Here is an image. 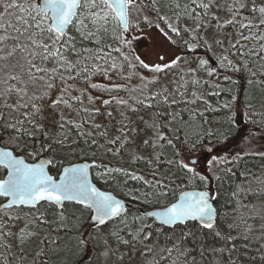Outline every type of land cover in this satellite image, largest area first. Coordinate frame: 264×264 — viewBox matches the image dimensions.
<instances>
[{
  "label": "trees",
  "instance_id": "obj_1",
  "mask_svg": "<svg viewBox=\"0 0 264 264\" xmlns=\"http://www.w3.org/2000/svg\"><path fill=\"white\" fill-rule=\"evenodd\" d=\"M195 1L135 0L130 7L131 14L128 8L129 19L131 15L140 26L157 25L182 51L177 61L170 65L169 74L171 71L180 75L187 69L195 68L201 57L208 55L210 51V45L199 30L206 19V12L203 9L198 10L199 7L192 9L191 4ZM25 3L26 0H22L21 4ZM229 8L232 18L228 34L230 36L231 32H235L238 36L228 50H225L228 54L232 53L231 60L225 61L221 66L220 70L224 74L214 80V86L209 93L203 91L202 94L189 95L183 90V95L179 93L178 96H173L163 92L161 89L166 88L160 86L151 97H143L138 90H134L138 91L134 105L140 106L139 110H143L146 117L151 118L145 123L148 127L150 124V127L144 135L157 138L155 152L150 149L146 155L128 157L122 156L119 151H110L109 132L88 121V110L81 98L75 100L70 95L66 97L69 103L82 106V122L69 121V126H75L70 129V139L61 127L64 124L62 121L57 120L59 127L56 130L54 125H48L50 119L58 116L53 114L48 119L43 113H46L43 110L45 105L40 102L27 101L29 105L35 103L39 108V113L34 118L33 108L20 106L26 103L21 97L20 101H15L12 105H0V138L4 141L17 144L29 156L45 153L52 155L58 164L55 165L56 169L65 163L83 159L99 160V166L94 168V180L101 187L115 191L135 205L126 214L113 219L102 228L88 227L90 209L77 203L71 204L72 206L67 204V207L72 208L70 213L65 208L61 210L54 203L46 202L41 207L43 209L38 208L39 205L6 208L4 213H11L14 219L36 214L38 209L42 213L49 212L48 216L52 217L63 211L65 215L63 220L59 218L56 223V226L62 225V230L49 232L46 230L49 226L41 224V231H33L35 233L26 239H30V242H20L13 234L5 231L2 240L0 238V251L3 253L0 254V264H47L55 254L50 251L52 246L58 250L56 253L61 258L59 263L54 264H76L77 258L88 247L87 243L83 246L77 245L78 239H83L82 233L84 239L90 235L93 247L91 258L82 264H107L111 260L110 254L113 253L104 237L118 243L120 237L130 236L131 233L134 235L138 226L133 220L136 217L141 218L140 208L150 209L170 203L186 187H207L214 191V202L218 209L214 230L205 229L194 221L174 227L148 224L141 237L146 243L151 241L149 255L152 256H148L151 262L264 264V149L245 152L253 146L260 149V145L264 143V104L258 103L257 86H249L255 76L252 71L256 66L257 85L264 80V14L259 11L264 8V0H232ZM87 17L88 12L85 10L80 14L83 23L73 21L75 27L69 25L63 41L53 44L52 40H48L51 45L49 51L54 52L57 48L60 50L54 58L59 63L62 58L66 61L63 75L70 78L79 72L80 76H92L107 67L121 68V71L126 72L128 58L121 54L125 49L122 47L121 38L124 34L122 29L120 34L116 33L115 14L110 10L107 21L95 23ZM190 25L196 29L191 30ZM172 28L179 29V35L172 32ZM45 34V38L49 39V35ZM147 38V35H143L136 45L144 48ZM38 50L42 52L41 48ZM208 76L209 74L206 79ZM118 89L122 94L123 91L133 90V87L126 82ZM178 90L181 92V83ZM251 101H257V105H252ZM249 105L257 108V117L246 119V124L243 125L245 127H240L235 120V112L244 111ZM115 107L137 113L135 125L138 129L145 126L137 120L142 118L139 113L129 110L127 104L124 107ZM91 119L94 120L93 117ZM248 125L250 129H246ZM17 128H22L23 131L17 132ZM96 131L99 133L96 134ZM254 132L259 134L257 137L261 141L257 140L259 142L250 148H241L238 145L235 150L239 142H251L250 135L245 134ZM211 145L220 149L226 146L231 148L225 154L224 150L223 156H218L212 182L206 175L186 164L181 151L184 147L192 149ZM185 164L188 165L187 168L183 166ZM1 211L3 210L0 209ZM139 225L141 227L142 223ZM216 232L220 233L219 237ZM228 235L233 239L226 241L225 237ZM165 242L168 243L163 245ZM124 244L123 241L118 243Z\"/></svg>",
  "mask_w": 264,
  "mask_h": 264
},
{
  "label": "rangeland",
  "instance_id": "obj_2",
  "mask_svg": "<svg viewBox=\"0 0 264 264\" xmlns=\"http://www.w3.org/2000/svg\"><path fill=\"white\" fill-rule=\"evenodd\" d=\"M231 1L232 0H224L223 2L220 0H196L191 4L192 9L199 7L198 10L203 9L206 12V19L199 30L201 36L210 45V51L208 55L201 57L195 68L187 69L184 74L180 73V75L171 71L169 74L168 69L170 65L177 61L178 57L182 54V51L175 45V43L171 42L173 40L171 38L169 39L168 35L166 37L165 32L157 25L140 26L131 15L128 30L127 32L122 30L124 36H121L123 42L122 47L125 48L122 50L121 54L128 58L129 63L126 72L121 71V68L107 67L101 69L97 74L92 76H80L78 72L76 76L67 78L62 73L65 71L63 66L66 61L62 58L59 63L58 60L54 58V55H49V58L46 61L43 60L42 55L39 54L43 53V49L42 52H40L38 48L34 49L31 43L26 40V37L29 34L28 32H25V35L22 36L19 41L11 38L0 41V94H2L0 95V105H12L15 101H20L19 98L22 96L26 103L31 100L35 103L40 102L45 105V109L43 110H45L46 113H43L45 116L47 115L48 119H50V115L53 114L54 116H58L54 117L56 119H50L48 125H54V129L56 130L59 127L58 124H56L57 120L58 122L62 121L66 127L64 124H61V127L64 128V133L69 136L68 139H70V129L75 128V126H69V121L82 122L81 119L83 117L80 113L82 106L69 103L66 97L70 95L71 99L75 100L81 98L85 109L88 110L86 113L88 121L96 127H101V129L105 128V132H109L111 138L108 137V140H111V142L108 146L109 149H112L110 151L116 150L119 151L122 156L128 157L146 155L150 152V149L151 152H155L158 143L157 138L144 135L145 131H148L150 127V124L148 127L145 123L151 118L146 117L147 114L143 110H139L141 109L140 106L134 105V101L137 97L136 93L139 91L143 97H151L152 93H154L160 86L166 88L161 89L163 92H168L173 96H178L179 93L183 95V90L189 95L192 93L202 94L203 91L209 93L211 90V81L207 82L208 78L206 79V77L207 74H209V71L207 70H210V57L214 56L223 61L224 55L222 52L228 50L231 43L234 42L233 40L238 36L235 32H231L230 36L228 34L231 29L230 19L232 18V11L229 8ZM21 2L22 0H0V24L5 26L4 28H0V36L10 37L18 35V33L14 32L13 28L8 25L20 28L21 31L24 30V25L19 22V17L21 15L26 16V14L21 13L18 8L9 9L7 11H5L4 8L5 3L21 4ZM204 4L209 5V7L203 8L202 5ZM108 11L110 12V10ZM129 13L131 14L130 8ZM116 23V33L120 34L122 28L117 19ZM190 24H192V22H190ZM190 29L195 30L196 28L190 25ZM29 31L32 33L33 39H35L38 44L43 43L49 45L48 40L51 39H46V34L38 35L35 29ZM143 35H147L149 38H147L146 46L144 48H139L136 43ZM262 36L264 37V28ZM25 43L28 45L27 50L17 46L18 44ZM30 51H35L38 54L34 57H30L28 54ZM49 52L51 53V51ZM29 60H31L37 67L43 68L45 71L36 72L35 69L29 71ZM141 61L148 64L149 67H143ZM155 65H160L162 70L154 71L153 66ZM13 76L16 77V79H11ZM126 82H128L129 86L133 87V90H126L121 94L118 87ZM180 83L181 92L178 90ZM49 84H51L52 87H48ZM93 85H95V87ZM263 85L264 80L262 84L259 86L257 85V100L258 103L262 102L264 104ZM9 89H12V91H9ZM21 89L26 90V95L24 92L19 91ZM134 90L138 91L135 92ZM37 97H39V99H36ZM57 100H61L62 102L53 106V101ZM125 104L129 106V110H136V112L139 113L142 118L137 120L139 123L145 124V126H141V128L138 129L135 125L136 115H138L137 113L124 111L123 109L115 107H124ZM251 104L257 105V101L256 103L251 101ZM256 111L257 108L255 109L254 106L248 107V109L245 107L244 113L246 114V118L251 120L252 118H256ZM89 115H91V117ZM149 115L151 116V114ZM92 117L94 120L91 119ZM243 124L240 125V127H245ZM246 129H250L249 125L246 126ZM257 132L245 134L250 135L249 141L251 142L241 141L236 145L235 150L238 149V145L241 148H250L255 143L257 144V142H259L257 140H260L257 137V135H259ZM98 133L99 131H96V134ZM262 139H264V136ZM0 141V145L3 146L6 145L12 148L17 146V144L8 143L2 138H0ZM112 141H115V143H112ZM145 141H147V143H145ZM262 149H264V143L260 145V149H257V146L256 148L253 146L251 150H245V152H257V150ZM224 150L225 154L227 151H231V148L229 149L228 146H226L220 149L211 145L192 149L184 147L181 151L182 159L185 163L206 175L210 182H212L213 176L216 172L215 169L218 163V156H223ZM47 154L48 153H45V156L50 158ZM41 156L42 155L37 156V159L34 162L39 161ZM190 157H196L197 161L191 162L189 160ZM207 166V169L203 168ZM68 204L71 205L74 203L70 201ZM77 205L79 204L77 203ZM65 209L70 213L72 208L70 209V206H66ZM4 211L6 210L0 212L1 240L4 237V232L8 231L14 235V238L23 242L24 240H21V236H25L26 239H28L29 233L32 232L31 234H34L36 231H41V224H47L49 229L46 230L49 232H51V230L60 231L63 229L62 225L56 226L57 220L60 218L58 213H55V216L52 217L48 216L49 212L45 211L42 213L41 210L38 209L36 214L30 216L23 215L14 219L11 213H4ZM64 215L65 213L63 211V216ZM141 217L142 218H137L134 221L136 223L135 225L138 226L136 230L137 233L134 235L132 233V235H130L131 237H120L121 239L118 243L123 241L125 243L124 245H118V243L112 242L107 237H104V240L109 244L113 253L110 254L111 260L107 264H157V262L153 263L148 258V256H152L149 255V243L151 244V241H147L146 243L141 237L144 230L143 227L146 225H144L146 218L144 215ZM41 218L46 221V223H42ZM140 223H142L141 227L139 225ZM131 230L132 227L129 228V231ZM82 237L84 239L83 233ZM84 240L88 242V240H90V235L86 236ZM26 241L30 242L31 240L29 239ZM167 243L168 242H165L163 245ZM50 251L55 252V254L53 255L54 257L52 260L47 262V264H54V262L59 263L61 258L58 257L56 253L58 250L52 246ZM1 253L2 252L0 251V254ZM90 258L87 259L86 255H80V257L77 258L78 260L76 264H82ZM158 264H168V262L164 261Z\"/></svg>",
  "mask_w": 264,
  "mask_h": 264
},
{
  "label": "snow or ice",
  "instance_id": "obj_3",
  "mask_svg": "<svg viewBox=\"0 0 264 264\" xmlns=\"http://www.w3.org/2000/svg\"><path fill=\"white\" fill-rule=\"evenodd\" d=\"M135 3V0H26L25 5L19 3H5V11L9 9L18 8L21 13H25L26 16L21 15L19 22L24 25V30L16 28L13 25H8L13 28V31L18 33L16 36H0V41L11 38L19 41L25 32L29 34L26 40L31 43L33 48L43 49L42 55L43 60H47L49 55H58L59 48L55 49L54 52H49L51 45L37 43L33 39L32 33L29 31L35 29L38 35L47 33L52 43L57 41H63L66 37V29L69 25H73V21L83 23L80 19V14L85 10L88 12V17L93 23L97 21H107L108 11L116 13L119 17L120 23L125 32L128 30V8ZM203 8H208L209 5H202ZM96 9V11H92ZM261 14H264V8L259 9ZM103 13V14H102ZM5 26L0 24V28ZM75 27V25H73ZM244 27H250V25H244ZM172 32L179 35V29L172 28ZM167 37V33H165ZM170 39V37H168ZM175 43V41H171ZM18 47L27 50L28 45L18 44ZM61 46H64L63 44ZM30 57H34L38 53L30 51ZM30 65L29 71L35 69L36 72H44L43 68L37 67L31 60L28 61ZM206 63V62H205ZM141 65L148 68L149 65L141 61ZM154 71H161L160 65L153 66ZM87 72V69H85ZM16 79V77H11ZM95 87V85H93ZM48 87H52L51 84ZM12 91V89H9ZM26 95V90L21 89ZM2 95V94H0ZM23 99V96L21 97ZM36 99H39L37 97ZM61 100L53 101V106L61 103ZM107 103V102H106ZM10 107V105H5ZM21 107H31L34 109L33 118L39 113V108L35 103L31 105L25 103L21 104ZM251 107V105H249ZM27 116V113H25ZM32 121H29L31 123ZM14 127V126H13ZM17 132L23 131L22 128H17ZM115 143V141H112ZM147 143V141H145ZM3 156L8 158V161L3 166L9 169V178L6 180H0V196L10 197L13 202L19 200L21 203H28L30 201L48 200L60 203L61 201H73L79 200L82 205L95 209V220L97 223H104L105 219L110 216H116L123 211V205L114 200L111 196L100 193L96 188L92 187L87 182V170L86 169H66L64 172L63 182L56 183L51 176L47 175L42 165L40 166H29L24 164L22 159H18L12 156L11 152L3 153ZM185 168L188 165H183ZM191 171V169H189ZM166 193H156V195H165ZM210 197L207 193H193L185 192L182 198L172 204L170 207L164 209L159 216L161 223L164 225H171L175 222L183 221L187 218L197 219L201 226L205 229L214 230V218L215 209L212 204L209 203ZM242 207H247L242 205ZM60 219L63 220V212L59 214ZM42 223H46L41 218ZM233 225H230L232 227ZM245 227L247 224L245 222ZM218 237L219 232L215 233ZM28 235H32L29 233ZM25 236H21V240H25ZM233 237L228 235L225 237L226 241L232 240ZM86 243L84 239H78L77 245L83 246ZM168 251V249H165ZM107 255V253H105Z\"/></svg>",
  "mask_w": 264,
  "mask_h": 264
},
{
  "label": "water",
  "instance_id": "obj_4",
  "mask_svg": "<svg viewBox=\"0 0 264 264\" xmlns=\"http://www.w3.org/2000/svg\"><path fill=\"white\" fill-rule=\"evenodd\" d=\"M128 11V10H127ZM115 16L117 17L118 21H119V24L120 26L122 27L121 23H120V20H119V17L116 15V13H114ZM128 23H129V15H128ZM69 27V26H68ZM68 29V28H67ZM66 29V30H67ZM123 29V27H122ZM244 111H237L236 112V116H235V120L237 122V119H238V122L237 124L240 126L242 125L244 122H245V118H244ZM6 151H9L12 153V156L13 157H16L18 159H22L24 164L26 165H29V166H40L42 165L43 168H44V171L47 175L51 176L52 179L56 182V183H61L63 182V177H64V172L66 169H72V168H76V169H86L87 170V182L94 188H96L100 193L102 194H106V195H109L111 196L114 200L116 201H119L122 205H123V211L116 215V216H110V217H107L105 219V222H108L109 220L113 219V218H116V217H119L121 215H124L128 212V210L130 209V207L132 206V204L124 197L122 196H119L115 191L113 190H109V189H105L103 187H101L95 180H94V177H93V168L94 167H97L99 166L100 164V161L99 160H95V159H83V160H79V161H75V162H72V163H66L64 164L62 167H61V170L59 171V175L58 176H55L49 169V165L51 163V160L43 155L39 158V161L37 162H29L27 161L23 155H18V156H14V152H13V149L9 146H3V145H0V162L2 164H6L7 161H8V158L3 156V153H5ZM191 162H195L197 161V158L196 157H190L189 159ZM9 169L7 171V174L3 177V178H0V180H6L9 178ZM212 186V185H211ZM185 192H193V193H200V192H204V193H207L208 196L210 197L209 199V203L212 204L213 208L215 209V218H214V222L216 221L217 219V216H218V209L215 205V202H214V191L212 190V188H207V187H186L184 189H181V191L179 192L178 194V197L173 200L172 202L164 205V206H154L150 209H146V213L151 216V218H155L157 222L161 223V218L159 216V213H161L164 209L170 207L172 204L174 203H177L183 196V194ZM45 200H40V201H30L28 203H21L19 200H17L16 202H13L12 199L10 197H7L2 203H1V206L3 208H11V207H14V206H29V207H36L38 206L41 202H43ZM48 201V200H47ZM52 203H54L55 205L59 206V207H63V205L65 204V202H70V201H61L60 203H56L55 201H50ZM73 203H78V204H81L79 202V200H73L71 201ZM82 205V204H81ZM90 208V207H88ZM91 209V221L93 222L94 225L96 226H99V225H102L104 223H97L96 220H95V216H96V213H95V209L94 208H90ZM189 221H195V222H198L199 221L197 219H193V218H187L183 221H179V222H175L171 225H165V226H168V227H174L175 225H180V224H185Z\"/></svg>",
  "mask_w": 264,
  "mask_h": 264
},
{
  "label": "flooded vegetation",
  "instance_id": "obj_5",
  "mask_svg": "<svg viewBox=\"0 0 264 264\" xmlns=\"http://www.w3.org/2000/svg\"><path fill=\"white\" fill-rule=\"evenodd\" d=\"M222 54L224 55V60L222 61L220 58H216V57H214V56H211L210 57V70H208L209 71V76H208V79H207V82H209V81H211L210 83H211V89L213 88V86H214V80L216 79V78H218V77H220V76H222V73L224 74V72H223V70H220V68H221V66L225 63V61H227V62H229L230 60H231V55H232V53L231 54H228V52L227 51H223L222 52ZM227 55H229L230 57H228ZM256 59H257V55H256V57H255ZM207 60V59H206ZM197 66V65H196ZM195 66V67H196ZM252 72H254L255 73V76H254V78H253V81L252 82H250L249 83V86H251V88H254V87H256L257 86V66H256V68H254V71H252ZM224 76V75H223ZM235 116H236V112H235ZM256 117H257V111H256ZM244 118H245V122H244V124L246 123V114H244ZM237 122H238V119H237ZM243 124V125H244ZM6 146V145H5ZM14 148V150H15V154L16 155H23L25 158H26V160L27 161H29V162H34L36 159H37V156H29L25 151H23L21 148H18L17 146H15V147H13ZM49 156H50V160H51V163H50V166H49V169H50V171L55 175V176H58L59 175V171L61 170V167L63 166V165H60V167L58 168V169H56L55 168V165H58V164H56L55 163V160H54V158L52 157V155H50V154H48ZM43 156V155H42ZM200 163H202V162H200ZM4 164H2V163H0V178H3L6 174H7V171H8V169H6L4 166H3ZM203 168H208V166L207 167H203ZM0 198H1V201H0V204L7 198V197H4V196H0ZM131 204H132V206L130 207V209H132V208H134L135 207V205H133V202L132 201H130V200H128ZM51 203V204H53L52 202H50V201H47V200H45L44 202H41L40 204H39V206H38V208L40 207H42L43 205H44V203ZM67 204H68V202H65V204L63 205V207H59L58 206V209H64L66 206H67ZM20 207V206H19ZM23 207V206H22ZM37 207V206H36ZM0 209H2V210H5L6 208H2L1 206H0ZM146 209H148V208H144V207H142V208H140V212H141V216H143L144 215V217L146 218V220H145V223H144V225H145V227H143L144 229H146V227L148 226V224H154V223H157V224H159V225H161V226H165L164 224H162V223H159V222H157L156 221V219L155 218H151V216H149L147 213H146ZM122 216V215H121ZM121 216H119V217H121ZM116 218H118V217H116ZM116 218H113V219H116ZM142 218V217H141ZM113 219H111V220H109L108 222H106V223H104V224H102V225H99V226H96V225H94L93 224V222L91 221V212H90V214H89V222H90V224L88 225V227H95V228H102V226H104V225H106L107 223H109L110 221H112ZM136 219H137V217H136ZM135 221V219L133 220V223H135L134 222ZM189 222H192V221H189ZM195 222V221H194ZM188 223V222H187ZM136 224V223H135ZM186 224V223H185ZM55 230V229H54ZM143 232H144V230H143ZM150 233L151 232H149V235H150ZM131 235H132V233H131ZM131 237V236H130ZM88 245V247L86 248V251H84V253L82 254V255H86L87 256V259L88 258H90L91 256H92V253H93V247H92V245H91V241L90 240H88V242H86Z\"/></svg>",
  "mask_w": 264,
  "mask_h": 264
}]
</instances>
